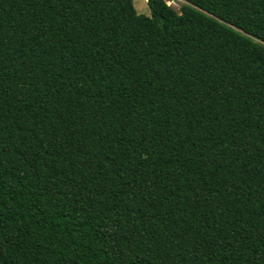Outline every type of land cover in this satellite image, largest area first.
<instances>
[{"label": "trees", "instance_id": "obj_1", "mask_svg": "<svg viewBox=\"0 0 264 264\" xmlns=\"http://www.w3.org/2000/svg\"><path fill=\"white\" fill-rule=\"evenodd\" d=\"M0 0V264H264V0Z\"/></svg>", "mask_w": 264, "mask_h": 264}, {"label": "rangeland", "instance_id": "obj_2", "mask_svg": "<svg viewBox=\"0 0 264 264\" xmlns=\"http://www.w3.org/2000/svg\"><path fill=\"white\" fill-rule=\"evenodd\" d=\"M166 2L168 3V5H170L171 7H173L176 10H178L180 5L182 4V2L180 0H166ZM134 7L138 13L146 14V12H147L146 5L139 0H136L134 2Z\"/></svg>", "mask_w": 264, "mask_h": 264}]
</instances>
